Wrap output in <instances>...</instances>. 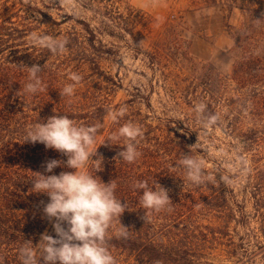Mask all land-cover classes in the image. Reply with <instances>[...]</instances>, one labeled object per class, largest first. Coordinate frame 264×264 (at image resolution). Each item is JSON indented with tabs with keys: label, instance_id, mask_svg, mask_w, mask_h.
Returning <instances> with one entry per match:
<instances>
[{
	"label": "trees",
	"instance_id": "1",
	"mask_svg": "<svg viewBox=\"0 0 264 264\" xmlns=\"http://www.w3.org/2000/svg\"><path fill=\"white\" fill-rule=\"evenodd\" d=\"M73 1L91 13L90 19L68 15L57 22L32 0H0V264H21V247H36L45 232L56 236L54 221L49 222L43 214L49 197L32 192L31 179L36 172L59 175L73 170L57 167L52 173L45 172L46 161H66L67 157L39 142H24L28 129L53 115L68 116L78 126L103 125L95 145L97 155L92 157L103 158L101 170L96 172L95 161L82 170L106 184L114 180L116 198L127 205L107 234V247L117 264H220L210 260L217 253H223L233 264H254L257 256L264 264V170L248 168L243 156H239L240 168L234 174L222 173L224 169L218 165L216 169L207 167L203 141L212 142L213 136L195 112L197 104H206L205 115L219 116L211 130L224 120L241 147L253 151V161L259 156L257 149L264 146V5L258 0H204L207 7L223 5L246 17L242 28L229 33L232 44L227 54L233 62L230 76L224 80L211 62L197 67L191 61L181 24L166 22L163 30L154 34V21L149 17L138 18L143 28L136 29L129 20L135 17L134 11L123 7L125 0ZM68 22H72L70 29L61 32L59 26ZM32 33L66 39V51L53 54L34 45ZM101 35L122 41L128 37L129 48L135 54H145L153 71L174 63L189 74L190 84L172 82L169 86L176 105L184 111L183 121L157 116L147 98L146 113L129 100L130 108L118 123L110 120L104 128L109 110L118 105L108 99L107 91L117 85L100 66L101 58L110 54ZM146 41L147 49L142 52ZM33 64L42 69V90L35 94L25 92L29 82L26 67ZM71 73L83 79L72 96H61L62 89L74 83L69 78ZM194 80L196 84L191 83ZM245 120L253 128L243 130ZM128 122L143 131L137 142L141 155L131 164L118 156L126 140L102 144ZM182 155L203 160L204 170L212 179L199 186L191 183L185 169L175 167ZM221 175L230 182L225 184ZM244 177L250 187L247 195L253 201L252 217L245 212V200H238L232 184L234 178ZM142 180L149 186L157 181L168 190L172 204L158 213L143 209L142 190L133 187L135 181ZM251 219L257 224L252 231L255 243L248 235L245 239L249 241L245 235H238L235 242V230L241 228L246 234ZM121 225L127 228V238L119 236Z\"/></svg>",
	"mask_w": 264,
	"mask_h": 264
},
{
	"label": "clouds",
	"instance_id": "2",
	"mask_svg": "<svg viewBox=\"0 0 264 264\" xmlns=\"http://www.w3.org/2000/svg\"><path fill=\"white\" fill-rule=\"evenodd\" d=\"M30 39L34 45L48 49L53 54L64 53L68 43L66 39L36 33H32ZM26 68L29 71V82L25 86V92L35 94L42 90L39 78L42 69L38 64ZM69 78L74 83L66 85L60 92L61 96H72L76 84L83 79L77 73H71ZM206 109L207 105L202 102L195 106L197 117L205 129L216 125L219 120L218 115H205ZM126 111V107L109 110L111 120L118 123ZM102 128V124L78 126L68 116L53 115L47 118L46 122L38 123L27 130L24 142H39L46 149H54L67 157L66 161H46L45 172L52 173L57 167H66L73 171H62L59 175L34 173L31 190L49 197L46 204L41 203L44 218L49 222L54 221L52 226L56 236L54 238L45 232L36 247H21V264H41V258L43 264H117L107 247V234L114 219L120 221L127 205L116 198L114 180L106 184L82 170L93 161L96 162V172L101 170L100 162L103 158L93 160L92 157L97 155L98 147L95 145L98 131ZM142 136L141 127L128 122L120 126L118 131L112 133L102 144L108 142L114 145L112 141L121 138L126 140L127 143L118 156L131 164L141 155L137 150V142ZM175 167H183L187 179L198 186L212 179L204 170V161L191 155H182L179 165ZM220 179L225 184L230 182L224 175H221ZM133 187L142 190L140 203L143 209L158 213L172 204L168 190L157 181L154 186H149L147 180L135 181ZM143 218L146 220L147 215ZM128 234L127 228L121 225L119 236L127 238Z\"/></svg>",
	"mask_w": 264,
	"mask_h": 264
},
{
	"label": "rangeland",
	"instance_id": "3",
	"mask_svg": "<svg viewBox=\"0 0 264 264\" xmlns=\"http://www.w3.org/2000/svg\"><path fill=\"white\" fill-rule=\"evenodd\" d=\"M32 1L42 12L57 22L64 20L68 15H78L85 19H90L91 16L90 12L83 10L73 0ZM257 2L264 5V0H258ZM124 6H129L134 11L135 17H131L129 20L136 26V29L143 28L138 21V18L141 17L153 19L154 22L151 27H153L154 34L161 32L166 22L181 24L183 27L181 35L189 43L188 55L195 66L201 67L207 62H211L215 71L224 80L229 78L233 62L227 54V50L232 44L229 33L231 29L243 27L246 22L243 13L237 9L229 10L223 5L207 7L204 0H125ZM71 24L72 22L64 23L58 29L64 32L70 29ZM92 24L95 25L94 22ZM50 27L51 25H48V28ZM99 37L105 44L106 50L110 52V54H106L101 58V69L106 75L112 76L117 85L113 90L107 91L110 103L118 105V108L113 109V111L121 107L130 108L127 102L133 100L134 107L146 113L144 104L149 98L152 109L157 116L162 118L172 117L178 121H183L184 111L176 105L177 101L172 97L169 86L172 82L190 84L189 74L184 70H180L174 63L166 64L165 68L161 70L157 68L154 71L151 70L145 54H135L129 48L127 43L130 42V39L128 37L125 38V41L113 39L106 35ZM143 44L144 50L142 52H145L147 41ZM177 75L179 78L176 77ZM182 79L187 80L181 81ZM88 81L92 80L88 79ZM101 83L106 86V83ZM191 83L196 84L197 82L194 80ZM191 91L193 92V90ZM197 92H199V89H196V94ZM110 120L109 114L105 119L104 128L108 127ZM242 124L243 130L253 128L248 120L243 121ZM207 129L213 136L212 142L203 141V149L207 152L209 158L207 167L216 169L218 165L224 169L222 173L234 174L240 168L239 156H243L247 160L248 168L264 170V146L257 149L259 156L253 161V151L250 149L247 151L241 147L236 137L227 131L224 120L215 129ZM232 184L238 200L241 202L245 200V212L252 217L254 213L253 201L247 195L250 192V187L246 185L245 177L234 178ZM262 191L264 192V189ZM256 227L257 224L254 219H251L246 234L245 230L241 228L235 230L236 232L233 233L234 241L237 242L238 235H245L244 239L248 235L251 238L250 242L255 243L252 231H256ZM245 241L249 240L245 239ZM259 257L257 256L254 264H262V259ZM225 258L223 253H217L210 260L220 264H233L232 261Z\"/></svg>",
	"mask_w": 264,
	"mask_h": 264
}]
</instances>
